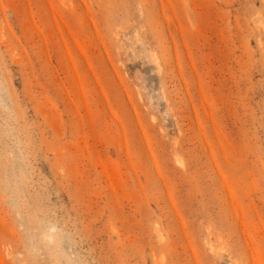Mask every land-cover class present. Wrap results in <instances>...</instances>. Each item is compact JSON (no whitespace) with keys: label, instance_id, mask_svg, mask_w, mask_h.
<instances>
[{"label":"rangeland","instance_id":"obj_1","mask_svg":"<svg viewBox=\"0 0 264 264\" xmlns=\"http://www.w3.org/2000/svg\"><path fill=\"white\" fill-rule=\"evenodd\" d=\"M0 264H264V0H0Z\"/></svg>","mask_w":264,"mask_h":264}]
</instances>
